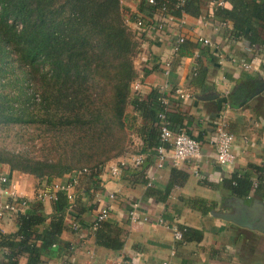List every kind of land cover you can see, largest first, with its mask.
Listing matches in <instances>:
<instances>
[{"label": "crops", "instance_id": "1", "mask_svg": "<svg viewBox=\"0 0 264 264\" xmlns=\"http://www.w3.org/2000/svg\"><path fill=\"white\" fill-rule=\"evenodd\" d=\"M143 1L119 0L121 16L158 20V13L148 15L140 10ZM253 1L264 6V0ZM201 2L198 17L185 16L182 26L173 25L160 36L154 31L138 37L130 32L137 44L133 67L139 84L133 95L145 99L152 89L163 94L171 132L181 129L195 139L198 157L176 167L166 163L158 169L155 152L119 157L103 167L95 188L81 182L80 176L73 193L79 196L77 203L69 208L56 245L39 253L38 264H264V233L216 216L235 213L232 204H237L236 200L248 206L250 213L256 212L259 205L264 215V189L258 193L251 189L247 197L238 198L231 195L223 181L233 172L253 180L264 174V21L254 24L259 41L250 44L230 36V23L213 14L218 2L229 9V0ZM178 35H183V43L188 45L184 54L172 52ZM198 39H208L210 44ZM195 66L201 68L198 79L192 75ZM178 88L191 96L179 98L174 93ZM248 88L253 91L246 94ZM257 90L260 91L236 107ZM126 112L132 113L133 108L128 106ZM219 124L233 135L234 161L230 165L215 160L213 141ZM135 139L138 151L140 141ZM137 155L143 156L141 168L131 162ZM123 160L127 161L125 168L112 177L108 167ZM1 178L5 181H0V203L26 200L22 213L37 201L34 194L42 184L32 176L0 164ZM150 179L151 185L147 186ZM80 189H88V195L84 196ZM108 194L114 198L109 199ZM41 203L47 216L43 225L46 227L52 203ZM132 204H136L134 221L127 214ZM102 208L109 210L106 221L122 230L119 250L98 246L94 241V220ZM79 209L77 229L73 230L71 214ZM16 215L6 213L0 218L1 234L17 232ZM184 229L190 230L186 239H175V231L182 234ZM33 244L41 246L40 240ZM4 250L0 247V264H27L26 255L11 260Z\"/></svg>", "mask_w": 264, "mask_h": 264}, {"label": "trees", "instance_id": "2", "mask_svg": "<svg viewBox=\"0 0 264 264\" xmlns=\"http://www.w3.org/2000/svg\"><path fill=\"white\" fill-rule=\"evenodd\" d=\"M201 4V0H183L176 7L175 0H155L154 5L143 1L140 10L150 15L159 13L164 5L174 17H198ZM229 4V9L215 5L213 14L230 23V36L250 44L258 42L254 24L264 21V6L253 0H229ZM136 48L119 0H0V129L37 126L50 136L49 149L56 151L55 157L37 158L27 151L0 146V164L32 176L37 184L64 180L86 170L79 173L82 179L78 184L81 179L95 188L106 163L123 156L118 143L116 154L105 155L112 149L114 131H129L139 139V149L133 154L155 152L163 94L152 89L145 99L133 95ZM186 49L188 45L181 44L177 54ZM200 70L195 66L192 72L196 79ZM252 91L248 88L246 94ZM128 106L132 113L126 112ZM106 146L108 151L102 153ZM223 181L238 198L264 189V174L253 180L233 172ZM88 189L79 192L86 196ZM76 196L69 201L64 192L56 193L46 227L40 201L17 214V232L0 233L6 257L12 260L26 255L27 264H38L39 253L58 242L68 210L79 198ZM81 210L71 214L74 222ZM189 231L182 230L183 240ZM121 234L119 227L106 220L93 231L95 243L111 250L121 249ZM36 240H40V248L34 246Z\"/></svg>", "mask_w": 264, "mask_h": 264}, {"label": "built area", "instance_id": "3", "mask_svg": "<svg viewBox=\"0 0 264 264\" xmlns=\"http://www.w3.org/2000/svg\"><path fill=\"white\" fill-rule=\"evenodd\" d=\"M145 3L149 5H154L155 0H144ZM176 7H178L183 0H175ZM218 6H222V2L217 3ZM160 12L158 13L159 19L154 21L151 17L145 20L141 16H129L123 14V21L128 28V30L136 37L140 36L146 31H154L158 36L163 34L166 30L170 29L173 25L182 26L184 23L185 15L182 14L180 17H174L169 14L164 5H161L159 8ZM185 37L183 35H178L175 39V42L172 46V52L176 53L179 46L184 42ZM198 41L203 44H210L208 39H198ZM165 74H167V63H166ZM244 68H248V65H243ZM139 84L134 82L132 84V91H137ZM174 93L179 98H189L191 95L181 89H175ZM162 110L157 114L158 119V142L159 145L155 148V166L156 168H162L166 163L171 167H176L184 162H191L195 160L199 155V144L198 142L190 137L183 130H179L176 133H172L169 128V122L165 113V108L167 105V100L163 96L160 99ZM232 143L233 135L230 134L224 128V125L219 124L215 128V137L213 141V146L215 150V160L219 164L230 165L234 161V154L232 152ZM143 156L137 155L132 157L131 162L133 166H138L142 163ZM127 164L126 160L114 163L108 167L109 174L112 177H117L121 170L125 168ZM80 174L86 173V170L79 172ZM79 173L68 176L65 180H53L49 184H42L35 191V199L40 202L48 201L52 202L56 198L57 192H64L69 201L73 198V193L79 182ZM152 179L148 181V184ZM1 182H4L5 179L1 178ZM109 199L114 198L113 194H108ZM27 205L26 200H16L12 202L0 203V218L4 214L15 215L21 212V208H24ZM136 204H132L129 207L128 217L131 221L136 219L135 214ZM109 216L108 208H102L98 211L95 216L94 226L98 225L100 222L107 219ZM71 227L73 230L77 229V223L72 222ZM175 239L181 238V233L175 231Z\"/></svg>", "mask_w": 264, "mask_h": 264}, {"label": "rangeland", "instance_id": "4", "mask_svg": "<svg viewBox=\"0 0 264 264\" xmlns=\"http://www.w3.org/2000/svg\"><path fill=\"white\" fill-rule=\"evenodd\" d=\"M108 134V133H107ZM50 136L41 133L39 127H25V128H9V129H0V146H4L9 150L18 151H27L31 156L41 158V157H55L56 151L49 149ZM136 139L135 136L130 135L129 131L125 133L113 132L112 140V149L108 151V147H104L101 151L105 155L112 156L116 154L118 149H115V146L118 145L122 148V157H129L133 155V152L136 151ZM109 162L106 163V165ZM89 165L86 164L87 168ZM41 186V185H40ZM39 186V187H40Z\"/></svg>", "mask_w": 264, "mask_h": 264}, {"label": "water", "instance_id": "5", "mask_svg": "<svg viewBox=\"0 0 264 264\" xmlns=\"http://www.w3.org/2000/svg\"><path fill=\"white\" fill-rule=\"evenodd\" d=\"M260 90L255 91L250 96L242 99L236 107L242 105L244 102L249 100L252 96L257 94ZM237 204H232V207L235 208V213H219L216 216L224 221L231 222L240 227H245L251 230H256L261 233H264V215L262 214V209L257 207V211L250 213L249 207L245 206L241 200H236ZM257 203V202H255ZM241 204V207H239Z\"/></svg>", "mask_w": 264, "mask_h": 264}]
</instances>
